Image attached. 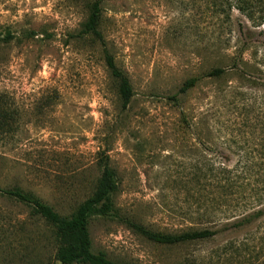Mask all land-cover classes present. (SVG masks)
Segmentation results:
<instances>
[{
	"label": "rangeland",
	"instance_id": "obj_1",
	"mask_svg": "<svg viewBox=\"0 0 264 264\" xmlns=\"http://www.w3.org/2000/svg\"><path fill=\"white\" fill-rule=\"evenodd\" d=\"M95 1L0 0V190L32 193L66 217L107 162L114 213L89 219L93 253L122 264H264L257 224L174 246L131 226L214 230L264 203V24L214 0H102L99 43L81 34ZM105 51L132 86L126 108ZM215 69L225 73L208 77ZM229 185L255 205L224 212L214 200ZM56 246L29 206L0 193V264H58Z\"/></svg>",
	"mask_w": 264,
	"mask_h": 264
},
{
	"label": "trees",
	"instance_id": "obj_2",
	"mask_svg": "<svg viewBox=\"0 0 264 264\" xmlns=\"http://www.w3.org/2000/svg\"><path fill=\"white\" fill-rule=\"evenodd\" d=\"M102 0H96L89 7V15L83 25L82 35H90L99 43L103 42L99 31L100 14ZM219 2L217 5L216 2ZM214 4L226 7L224 14L236 8L248 21L256 25L264 24V0H214ZM104 62L111 76L117 82V94L121 102L122 108H126L133 97V89L128 78L119 71L112 57L104 53ZM225 73L224 69H215L207 74L208 77L218 78ZM196 79L187 81L180 93H184L196 84ZM4 117L0 115V129L8 124L4 122ZM236 187V190L234 189ZM221 195L214 200L216 205L225 206L224 212H231L232 204L235 201L243 203L244 208L250 206L252 208L256 203V208L241 213L238 216L226 219V224L217 229H200L194 231L183 232L180 234H160L150 232L141 226L131 224L147 240L156 244L174 246L183 243L202 241L215 237L220 233L230 231H241L249 229L257 224V227H264V203L261 200L249 203L248 195H245L243 187L240 186H222L220 187ZM116 191L114 181V173L108 167V163L102 164V171L98 178L92 194L81 202L69 216L61 217L52 207L41 202L32 193H25L18 188L9 190H0V193L8 198H12L22 204L29 206L33 214L44 221L51 228L56 241L55 261L58 264H122L115 263L106 258L102 253H93L91 250V241L88 233V222L93 216L107 217L114 213L110 196ZM257 192V191H256ZM236 196L237 199H233ZM219 202V204H218Z\"/></svg>",
	"mask_w": 264,
	"mask_h": 264
}]
</instances>
